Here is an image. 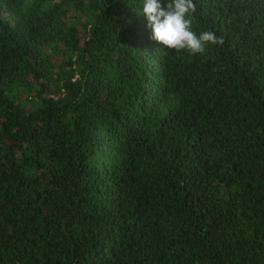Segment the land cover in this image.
Wrapping results in <instances>:
<instances>
[{
	"label": "trees",
	"instance_id": "16d2710c",
	"mask_svg": "<svg viewBox=\"0 0 264 264\" xmlns=\"http://www.w3.org/2000/svg\"><path fill=\"white\" fill-rule=\"evenodd\" d=\"M194 4L0 0V264H264V0Z\"/></svg>",
	"mask_w": 264,
	"mask_h": 264
},
{
	"label": "clouds",
	"instance_id": "9594fccd",
	"mask_svg": "<svg viewBox=\"0 0 264 264\" xmlns=\"http://www.w3.org/2000/svg\"><path fill=\"white\" fill-rule=\"evenodd\" d=\"M141 7L139 15L144 16L151 39L163 49L187 50L197 55L203 54L209 45L223 43L211 30L199 34L193 30L194 0H142Z\"/></svg>",
	"mask_w": 264,
	"mask_h": 264
}]
</instances>
